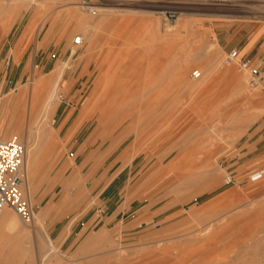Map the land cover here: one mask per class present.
Listing matches in <instances>:
<instances>
[{"label":"rangeland","instance_id":"1","mask_svg":"<svg viewBox=\"0 0 264 264\" xmlns=\"http://www.w3.org/2000/svg\"><path fill=\"white\" fill-rule=\"evenodd\" d=\"M82 1L30 0L23 5L0 0V137L17 136L34 145L43 137L40 125L46 120L52 132L48 144L40 142L38 183L31 197L22 191L33 209L32 222L24 223L8 207L19 220L17 227L29 230L22 242L29 253L17 259L2 249L0 264H127L147 257L157 264H248L254 253L262 264L264 237L256 247L246 233L250 223H232L259 221L256 210L264 198V173L250 176L264 169V127L259 130L264 125V73L256 85L250 84V69L224 61L229 50L223 39L236 26L264 27V0H92L113 10L99 16L86 13V22L75 12L79 7L74 3ZM9 2L19 4L16 12L6 7ZM14 22L24 31L21 35L1 32ZM12 36L20 40L9 49ZM76 36L83 39L79 45L73 43ZM59 62L67 67L53 111L44 117L36 108L28 110L33 87L47 93L46 82ZM174 62L186 64L192 81L193 70H204L199 79L207 77L208 89L195 94L179 88L172 69L163 76L153 73L157 64L170 68ZM40 79L43 87L38 86ZM108 89L109 98L116 95L124 102L115 107L122 110L120 116L140 110L142 101H156L147 108L157 110L156 117L143 123L142 149L133 159L120 154L135 133L126 139L127 132L93 135L96 116L88 100L94 93L108 94ZM196 96L199 103L184 116V107ZM11 99L13 107L6 104ZM138 113L123 126L139 123ZM181 142L194 149L193 156L162 177L159 168L179 154ZM77 173L78 183H71ZM229 174L233 181L226 183ZM88 218L80 233L68 236L73 223ZM34 220L46 242L42 250ZM53 227L62 229L56 238Z\"/></svg>","mask_w":264,"mask_h":264},{"label":"bare ground","instance_id":"2","mask_svg":"<svg viewBox=\"0 0 264 264\" xmlns=\"http://www.w3.org/2000/svg\"><path fill=\"white\" fill-rule=\"evenodd\" d=\"M7 1V0H6ZM14 1H20L23 5H26L30 0H14ZM32 1V0H31ZM82 1V0H81ZM171 2V0H169ZM207 1V0H206ZM225 1H229V0H225ZM55 2V1H54ZM5 3V2H4ZM12 3V2H11ZM31 3V2H30ZM71 3V2H70ZM18 4V3H17ZM16 4V5H17ZM76 5V8H78L79 10L75 9V12H79V16H80V19L83 20V21H87L90 19V16H88L86 13H91V14H95L99 16V13L101 12H106V11H112L113 8H107V7H103V6H99V5H96V3L92 0H83L82 2H75L74 3ZM5 5V4H4ZM13 5V4H12ZM15 5V7H16ZM30 5V4H29ZM81 5V6H80ZM264 5V4H263ZM10 2L6 5V7H10ZM19 6V4L17 5V7ZM1 7V5H0ZM14 5L11 6L10 9H15ZM16 7V8H17ZM9 9V10H10ZM8 10V11H9ZM16 12V9L14 10ZM14 12V13H15ZM159 13H164L163 11H159ZM16 14V13H15ZM9 15V14H8ZM12 16L14 14H11ZM94 16V15H93ZM34 18V17H33ZM8 19V17H7ZM46 18L42 19L41 21V26L42 24L44 23V20ZM11 20V19H10ZM6 20H4L5 22ZM36 22V21H35ZM39 25V24H38ZM32 26V25H31ZM40 26V27H41ZM9 28V27H8ZM53 28V27H51ZM39 29V28H38ZM52 31V30H51ZM56 32V31H55ZM51 33V32H50ZM74 39V38H73ZM212 47V46H211ZM210 48V47H209ZM72 51H71V54H74L75 53V48H71ZM219 53V52H218ZM213 54V53H212ZM219 55V54H218ZM216 58H218V56L216 55L215 56ZM215 58V59H216ZM186 61L187 63V60H184ZM210 61V60H209ZM208 62V61H207ZM218 60L215 62L217 63ZM185 63V62H184ZM189 65V64H188ZM69 66V65H68ZM170 68L167 67V63H166V66L164 63H159L157 64L154 69H153V73L155 74H158V75H161L163 76L168 69H172V72H173V78H174V81L176 82L177 86L181 89H186L188 91H191V92H195L199 94V92L201 91H204L206 89H208V85L209 84H204V81L207 77L204 78H193L195 79L194 81L192 80H189L190 78H188V75H187V71H188V68H186V64L184 65L183 62L180 63V62H174V63H171V65H169ZM200 66V65H199ZM204 66V65H203ZM212 66V65H210ZM67 67V64L65 63H58L55 68L51 71L50 75H49V81L46 82V84L48 85V92L46 93H43L42 91L39 92V89L38 87H33V90L30 94V101L28 102V110L30 109L31 111L33 109H37L38 110V113L40 112H43V115L44 117H47L48 114L53 111V108H54V103L56 102L57 100V96H56V88L58 87L59 83L62 81V76H63V72H64V69ZM187 67H190L187 66ZM205 67V66H204ZM207 67V66H206ZM190 69V68H189ZM210 69V68H209ZM214 69V68H213ZM190 71V70H189ZM202 73L205 72L204 70H202ZM200 71V73H201ZM210 70H208V73H209ZM228 71V70H227ZM104 72V70H103ZM216 72V71H215ZM233 72V71H232ZM235 72V71H234ZM102 73V72H101ZM107 73V72H106ZM105 73V74H106ZM214 73V72H213ZM227 73V72H226ZM225 73V74H226ZM105 74H103V78L105 77ZM211 74V73H210ZM209 74V77H212L211 75ZM224 74V73H223ZM101 75V74H100ZM230 75V74H229ZM228 75V77H229ZM232 75V74H231ZM234 75V74H233ZM107 76V75H106ZM236 76V74H235ZM192 77V76H191ZM208 77V78H209ZM214 77V75H213ZM227 77V78H228ZM232 77V76H231ZM230 77V78H231ZM240 77V76H239ZM99 78V77H98ZM97 78V79H98ZM101 78V80L103 79ZM106 78V77H105ZM100 79V78H99ZM213 79V78H211ZM210 78L207 79V80H211ZM215 79V78H214ZM241 79V78H240ZM208 81V82H209ZM43 82L41 79L38 80V86H41L43 87ZM100 82V81H98ZM97 82V83H98ZM212 82V81H211ZM237 82V81H236ZM235 82V83H236ZM106 83V82H105ZM207 83V81H206ZM213 85V84H211ZM97 87H101V85L97 84L96 85ZM114 86V85H112ZM115 87V86H114ZM113 87V88H114ZM238 87V86H236ZM249 87V86H248ZM94 89L96 90V88L94 87ZM112 89V88H111ZM246 89H249L246 87ZM251 89V88H250ZM98 90V89H97ZM101 91H103L104 89H100ZM233 90V89H232ZM110 91V89H108V92ZM235 91V90H234ZM238 91V90H237ZM241 91V89H240ZM239 91V92H240ZM27 92V91H26ZM100 92V91H99ZM98 92V93H99ZM104 92V91H103ZM246 92V91H245ZM252 92V91H251ZM101 93V92H100ZM107 93V92H106ZM242 92H240L239 94H241ZM254 93V92H253ZM233 94V93H232ZM236 94V93H235ZM233 94V95H235ZM238 94V93H237ZM236 95V96H239ZM247 94V93H245ZM244 94V95H245ZM251 94V93H250ZM243 95V94H242ZM253 95V94H251ZM116 95H114L113 98H109L111 97L110 96V92L108 94H99L97 96V94H92V96L90 97V99L88 100V103H91L92 104V107H93V110H94V114L93 116H96V126L94 128V131H93V135H102L104 137H109L111 135H113V133H115L116 131H118L117 133L118 134H122L124 132H127L124 136L123 139H126L130 133H135V138L133 139V141L122 151V153L120 154V158H134L139 152L140 150L142 149V138L144 136L143 132L144 130L142 129L143 128V123H148L150 121L151 118H153L154 116L156 117V111L157 110H151V111H147V108L148 107H151L152 104H156V101L154 100H145V101H142L140 102V106H141V109L140 110H133V111H128L126 112L123 116H120V112H122V110H117L115 109L116 105L117 104H121V106H123V100L122 99H119L117 100V96L115 97ZM131 96V95H130ZM133 96V95H132ZM198 96V95H197ZM197 96L194 98V99H190L189 103L186 104V106L184 107V111H183V115L185 116L189 111H193L194 110V105H196L197 103H199L197 101ZM232 96V95H231ZM16 97V96H15ZM200 97V96H198ZM23 98V97H22ZM117 98V99H115ZM24 99V98H23ZM202 100V99H200ZM125 101V100H124ZM136 101V99H135ZM207 101V100H206ZM24 102V101H23ZM201 102V101H200ZM13 99L11 100H8L6 102L7 105H10V107H13L15 106V104H13ZM211 103V101H210ZM24 104V103H22ZM132 104V103H131ZM130 104V105H131ZM135 105L137 103H134ZM19 104H17L18 106ZM202 105V104H201ZM20 106V105H19ZM118 106V105H117ZM133 106V104H132ZM131 106V107H132ZM139 106V107H140ZM205 106V105H204ZM21 107H24L23 105H21ZM125 107V106H124ZM138 107V106H137ZM36 110V111H37ZM89 110V109H88ZM124 110V109H123ZM130 110V108H129ZM203 110L202 108L200 109V111ZM199 111V112H200ZM83 115L85 114L86 115V112H87V109L86 107L83 109ZM90 112V111H89ZM88 112V113H89ZM93 112V111H92ZM139 112V113H138ZM146 112V113H145ZM196 112V111H195ZM135 113H138L139 114V119L140 122L133 125V124H128L126 126H123L125 121L128 120L129 118H131ZM145 113L146 117L142 118L140 116V114H143ZM180 113H182L180 111ZM207 113V112H206ZM91 114V112H90ZM179 115V114H178ZM82 116V114H81ZM79 116V117H81ZM115 119H112L114 118ZM117 116H120V118H118ZM85 117V116H84ZM117 118V119H116ZM172 118V117H171ZM179 118V117H178ZM177 117L175 118L174 122L177 123V121H180L183 116L179 119ZM199 118V117H198ZM80 119V118H78ZM83 118L81 117L80 120H82ZM38 119H36L37 121ZM42 120V119H41ZM46 120V119H44ZM52 120V119H51ZM136 120V119H135ZM171 120V119H169ZM79 121V120H78ZM77 121V124L76 125H79ZM137 121V120H136ZM190 121V119H189ZM192 121V120H191ZM31 122V121H30ZM29 122V125H31V123ZM42 121H40L41 123ZM81 122V121H80ZM142 122V124H141ZM171 122V121H170ZM39 123V122H38ZM39 123V124H40ZM173 123V121H172ZM47 120L45 122H42L41 125H40V131L42 130L43 132V137L40 139V142L41 143H45V144H48V140L52 137V132H49L47 131V128H46V125H47ZM242 124L243 126L246 125V124H243V123H240ZM28 125V127H29ZM35 125V124H34ZM191 125V124H190ZM193 125V124H192ZM75 126V125H74ZM142 126V127H141ZM77 127V126H75ZM111 127V129H109ZM73 128V127H72ZM38 129V128H37ZM36 129V130H37ZM218 129V128H216ZM3 130V129H2ZM51 131V130H50ZM200 132H202L200 130ZM54 133V132H53ZM71 133V131H70ZM221 133V131H219V134ZM242 132H240L239 134L235 135L234 137H237L238 135H240ZM218 134V135H219ZM1 135V134H0ZM213 135H211L212 137ZM17 137V136H16ZM54 137V136H53ZM214 137V136H213ZM233 137V136H231ZM18 138V137H17ZM114 138V137H113ZM56 139V138H54ZM121 139V137H120ZM104 140V139H103ZM116 140V139H115ZM190 140V139H189ZM21 141V140H20ZM181 141V140H180ZM40 142L39 143H36V144H30L29 142H26V141H22V143L24 144L25 146V155H24V161H23V172H22V184H21V187H22V191H24L26 193V195H28L29 197H31L32 193H33V190H34V184H37L38 182H36V177H38V162H39V155L41 154L42 152V147L40 145ZM178 142V140H177ZM175 142V145L173 144V146H176L178 143ZM189 142V141H188ZM182 143V142H181ZM183 144V143H182ZM187 144V143H186ZM186 144L184 142L183 144V147L181 149V151L179 152V154H177L176 156H174L170 161H168V164L167 166L165 167H160L159 170L161 171V176L164 177L165 175H168L169 172H173L174 170H176L180 164H182L183 161H188L190 160V157L193 156L194 154V149L192 147H186ZM110 145L109 144V148H110ZM172 143L169 145L171 146ZM172 147V146H171ZM169 147L168 149L171 151L173 148ZM171 148V149H170ZM175 148V147H174ZM169 151V153H170ZM109 153V151H108ZM106 153V154H108ZM207 155H206V159H208L209 157V153L206 151ZM166 154V152H165ZM132 158V159H133ZM208 162V161H207ZM157 171V169H156ZM211 169H207V172H210ZM80 173V172H79ZM260 173V172H259ZM72 176V175H71ZM40 177V176H39ZM80 178V175L77 173L75 175H73L71 177V180L70 182L71 183H78V180ZM38 179V178H37ZM40 179V178H39ZM68 180V179H67ZM183 182L185 181L182 180ZM180 181V182H182ZM67 183V182H66ZM143 183V181L141 182V184ZM189 183V182H188ZM69 185V184H68ZM190 185V184H188ZM142 186V185H141ZM235 192V191H234ZM229 193V192H228ZM234 195V194H233ZM239 195V194H238ZM228 196V195H227ZM235 196V195H234ZM45 208V207H44ZM12 209V208H11ZM251 209L248 208V210ZM47 209H45L44 211H46ZM50 210V209H48ZM189 210V208H188ZM257 213L260 214H263L264 215V200L263 201H260V203H258V208H257ZM43 213V211H41L39 214L41 215ZM257 214V215H258ZM259 216V215H258ZM37 218V217H36ZM261 219H263L261 217ZM18 218L16 217V215L7 207H3L0 209V250L2 249H7L11 252V254L14 255L15 258L19 259L20 256H22L23 254H26V253H29V247L26 245V244H23V239L26 238L28 235H29V230L28 229H19L17 226H18ZM39 221V220H38ZM263 221V220H262ZM262 221H234L232 224L234 226H238V225H245L247 224L248 222L250 223L249 224V227L248 229L246 230V233L248 234V237H252V239L254 240V245H256V247L258 245H260V242L262 241L263 237H264V222ZM262 222V223H261ZM34 223H35V220H34ZM24 225V223H23ZM32 226H34L33 230L36 234V239L38 242V249H43L45 247V240H44V237H43V234H42V231L39 226L32 223ZM27 227V225L25 226ZM7 232H9L11 234V236H8L7 235ZM105 233V231H103ZM31 233V232H30ZM31 235V234H30ZM45 235V233H44ZM47 235V234H46ZM106 235H107V231H106ZM105 235V236H106ZM184 235V234H183ZM103 237V236H101ZM104 238V237H103ZM107 239V238H106ZM251 239V238H250ZM249 240V239H248ZM247 240V241H248ZM252 240V241H253ZM87 241V240H86ZM92 241V240H91ZM90 242V240H89ZM88 242V243H89ZM264 242V241H263ZM87 243V242H85ZM87 243V245H88ZM90 244V243H89ZM117 244V243H116ZM248 244V242H247ZM253 244V243H252ZM263 244V243H262ZM84 246V245H83ZM249 246V245H248ZM48 247L51 249V250H54V251H57V247L56 245L53 243V242H48ZM122 248V246H120ZM252 246H250L249 248H251ZM47 248V247H46ZM119 248V247H118ZM45 249V248H44ZM84 249V248H83ZM40 250V252H41ZM250 250V253L252 254L251 252V249H248ZM254 250V249H253ZM39 251V250H38ZM122 251V250H121ZM126 251V250H125ZM128 252V251H127ZM41 255V254H40ZM43 255V254H42ZM249 255V254H248ZM24 256V255H23ZM124 256V254H123ZM246 256V255H245ZM249 257V256H247ZM251 257V256H250ZM144 259V258H143ZM143 259L141 261L138 260V262H130V263H127V264H157L158 262L156 261V259H153V258H146ZM136 260V259H135ZM259 258L257 257V255L254 253L253 254V258L251 259V262L248 263V264H258L259 262ZM245 262V261H244ZM243 263V262H242ZM244 264V263H243ZM246 264V263H245ZM264 264V262L262 263Z\"/></svg>","mask_w":264,"mask_h":264},{"label":"built area","instance_id":"3","mask_svg":"<svg viewBox=\"0 0 264 264\" xmlns=\"http://www.w3.org/2000/svg\"><path fill=\"white\" fill-rule=\"evenodd\" d=\"M168 17H173L169 14ZM82 37L76 36L73 39L75 45L82 43ZM72 51V50H71ZM226 63L236 61L239 70L250 69V84L256 85L261 79L259 68H254L250 58H238L237 49H231L224 60ZM199 70L191 72L192 78H199ZM25 155V146L16 136L0 137V209L7 206L12 208L24 223H31L33 219V209L30 202L22 194V172ZM261 173H255L251 178L261 176ZM233 177L226 175L225 182L231 183ZM101 211V210H100Z\"/></svg>","mask_w":264,"mask_h":264},{"label":"crops","instance_id":"4","mask_svg":"<svg viewBox=\"0 0 264 264\" xmlns=\"http://www.w3.org/2000/svg\"><path fill=\"white\" fill-rule=\"evenodd\" d=\"M230 30V31H229ZM2 33L7 34L8 37L10 35H14L18 33V35H21L24 31L23 30H17V26L14 24L9 27L6 30L1 31ZM12 40L11 43H9V49L15 47L17 43H19L20 36L14 38L13 36L10 38ZM10 42V41H9ZM223 48L225 50H231V49H237L238 51V58H250L253 65H256L257 62H259L258 68L260 73H264V27H249V26H236L233 29H227L226 34L223 39ZM263 67V70L260 69ZM264 127V125H260L259 130H261ZM256 134V133H255ZM262 172L261 175L264 173V169H259L254 171L250 176H252L255 173ZM261 188V187H260ZM264 198H262L260 201H263ZM261 217L263 219H261ZM259 221L264 222V215L259 214L258 216ZM91 219H87L86 221H76L67 229V234L69 235H76L80 233L85 225V223H89ZM261 222V223H262ZM93 223V222H92ZM80 225H82L80 227ZM56 230V231H55ZM60 228H54L53 227V236L56 238L57 235L61 233ZM74 239V238H72ZM72 242V240H70Z\"/></svg>","mask_w":264,"mask_h":264}]
</instances>
